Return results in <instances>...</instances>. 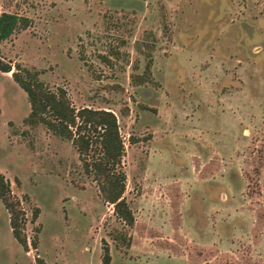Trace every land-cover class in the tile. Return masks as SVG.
Masks as SVG:
<instances>
[{"label":"rangeland","instance_id":"obj_1","mask_svg":"<svg viewBox=\"0 0 264 264\" xmlns=\"http://www.w3.org/2000/svg\"><path fill=\"white\" fill-rule=\"evenodd\" d=\"M2 11L29 20L0 42L12 70L115 115L133 221L69 140L23 122L26 95L0 72V173L27 243L0 201V264H101L103 246L108 264H264V0H0Z\"/></svg>","mask_w":264,"mask_h":264},{"label":"trees","instance_id":"obj_2","mask_svg":"<svg viewBox=\"0 0 264 264\" xmlns=\"http://www.w3.org/2000/svg\"><path fill=\"white\" fill-rule=\"evenodd\" d=\"M29 20L15 13L0 12V42L15 31L27 27ZM0 58V72H10L12 80L24 91L29 112L24 117L26 124H42L54 135L69 140L74 147L81 167L96 183L102 199L112 204V211L126 225H132V215L122 197L124 173L120 169L123 143L118 131L116 117L102 108H74L63 88L49 89L38 78L35 70L18 64L13 65ZM122 114L127 109L123 107ZM0 201L7 212L8 224L13 238L27 251L23 234L24 216L19 201L9 188V181L0 173ZM37 208L32 210L31 220ZM35 248V240L31 241ZM101 264L109 263L106 246L102 247ZM34 264H50L34 256Z\"/></svg>","mask_w":264,"mask_h":264},{"label":"crops","instance_id":"obj_3","mask_svg":"<svg viewBox=\"0 0 264 264\" xmlns=\"http://www.w3.org/2000/svg\"><path fill=\"white\" fill-rule=\"evenodd\" d=\"M8 73V72H7Z\"/></svg>","mask_w":264,"mask_h":264}]
</instances>
